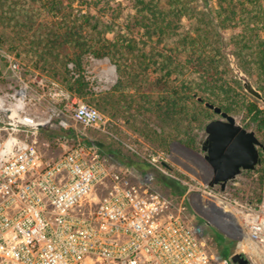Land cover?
Segmentation results:
<instances>
[{"label":"built area","instance_id":"built-area-1","mask_svg":"<svg viewBox=\"0 0 264 264\" xmlns=\"http://www.w3.org/2000/svg\"><path fill=\"white\" fill-rule=\"evenodd\" d=\"M33 87L39 101L62 106L32 113ZM69 101L58 83L37 75L0 90V264H232L209 249L211 223L197 217L190 200L236 237L234 253L264 264V199H231L193 175L177 179L185 191L175 199L152 187L149 173L114 170L94 143L42 138L53 119L60 130L71 121L106 130L96 108ZM141 158L175 178L163 157Z\"/></svg>","mask_w":264,"mask_h":264},{"label":"trees","instance_id":"trees-1","mask_svg":"<svg viewBox=\"0 0 264 264\" xmlns=\"http://www.w3.org/2000/svg\"><path fill=\"white\" fill-rule=\"evenodd\" d=\"M112 1L94 0L83 11L73 8L71 0H0V48L8 45L34 69L80 95L88 94L81 57L108 58L117 82L92 102L135 120L142 116V126L135 130L162 152H168L174 141L194 148V129L219 116L205 106L207 102L241 115V126L253 125L264 138V105L246 94L236 77H228L220 61L221 38L231 31V51L252 56L259 82L254 84L264 95V38L259 33L264 31V0H215L211 18L202 11L195 13L191 5L195 0H172L168 8L161 0H134L135 14L125 29L108 36L112 27L101 12ZM183 17L197 19L192 31H181ZM241 68L250 77L247 61ZM261 151L260 167L246 172H258L263 183ZM163 181L179 195L185 191L172 179Z\"/></svg>","mask_w":264,"mask_h":264},{"label":"rangeland","instance_id":"rangeland-1","mask_svg":"<svg viewBox=\"0 0 264 264\" xmlns=\"http://www.w3.org/2000/svg\"><path fill=\"white\" fill-rule=\"evenodd\" d=\"M93 2L94 0H71L73 8H81L83 11H85L90 6H93ZM133 3L134 0H113L110 6L107 7L105 11L101 12L102 19L107 21L112 27L113 32L107 34L108 36H112L114 32H122L125 29L129 17L135 14ZM171 3L172 0H161V5L166 8H168ZM191 5L195 6L196 14L202 11L205 14L208 13L209 18L214 16V12L217 9L215 0H206V3L202 0H195L191 2ZM197 22L198 21L196 18L183 17L181 31H192L196 27ZM230 32L231 31H229L226 36L221 38V45H223L221 46V49L225 46L233 54L230 49V45L232 44L229 38ZM259 33L261 37L264 38V31L262 30ZM233 55L235 56L240 67L241 64L243 65L244 61H247L248 66L251 69L249 78L253 83L255 81L259 83L257 80V72L251 63L252 56L247 53ZM81 58L82 71L80 73L83 76V80L86 85V91L88 92L86 95H80L79 93L72 92L68 90L65 85L34 69L27 59H25L22 55L17 57L15 52L10 51L8 49V45L5 44L0 48V90L10 91L13 87H19L21 82H30L34 75L58 83L60 87L70 96V101L68 103L72 101L82 102L96 108L107 121L106 130L102 131L101 129L84 128L72 121L69 122V129L67 131L60 130L56 124L57 119H53L51 127L42 135V138L48 139L50 141L62 138L69 145L75 144L78 141L87 144L90 142L94 143L100 147L101 153L108 157L109 164L112 165L114 170H131L137 176L149 173L152 187L159 189L169 197L176 199L179 194L175 193L173 189L166 185L163 180L165 178H169L180 184L179 180L177 179H188V175L191 174L186 172L180 166L176 165L172 160L176 159L194 166L193 163H191V161L186 158V154L181 149H176L177 146L172 145L177 141H174L171 144L168 152H162L155 143H152L150 140L141 136L135 130V127L142 126L140 121L142 116L135 120L131 117H128V115L125 113L119 114L112 108L104 110L103 107L96 106L92 100L94 97L102 95L105 91H109L114 87L117 82V72L115 66L106 57L96 58L92 54H85ZM220 61L221 68L225 69V72L227 71L228 77H235L229 66L228 58L223 53V51H221ZM13 65H16L15 69L12 68ZM68 68L72 71V73H74L73 63H69ZM76 75L78 76V74H75V77H77ZM40 93L41 91L39 89L33 87V103L30 104V111L32 113L47 115L51 108L62 106V103H55L48 99L39 101ZM233 116L235 117L236 122L241 125L242 116ZM218 118H220V116H217L215 119ZM151 125L154 126L158 132L161 131V129L158 126H155L153 123ZM247 130L254 131L253 125H251ZM193 135L195 143L194 148L192 149L203 154L201 145L206 139L205 126L194 129ZM256 136L263 143L264 138L258 136L257 134ZM125 144L134 145L140 156L130 151L125 146ZM40 150L47 155H55L57 153L54 150H47L42 147H40ZM261 153L264 157V150H262ZM141 155L143 157H163L172 167L168 173L173 175L175 178L165 175L162 172L150 167L146 161H143ZM110 156L113 157L114 160L111 159ZM194 167L197 169L196 166ZM257 167H260V165ZM225 189V193L229 198H236L241 202H260L262 199H264V181L263 183L260 182L258 172L242 171L233 181H229L226 184ZM219 234L220 235L218 239L216 236H214V232L210 231L208 235V245L216 259L222 260L224 258H229L231 254L235 252L237 242L235 239L225 237L221 233ZM224 254H228V256L225 257Z\"/></svg>","mask_w":264,"mask_h":264},{"label":"water","instance_id":"water-1","mask_svg":"<svg viewBox=\"0 0 264 264\" xmlns=\"http://www.w3.org/2000/svg\"><path fill=\"white\" fill-rule=\"evenodd\" d=\"M222 51L227 56L229 66L240 81L243 91L264 105L263 93L241 69L235 56L225 46ZM205 106L212 109L220 118L211 120L205 125L206 139L201 147L203 154L178 142L172 144L178 146L197 169L176 159L172 161L189 174L211 186L219 185L221 190H224L226 184L233 181L242 171H252L260 165V150H264V145L254 131H249L239 125L233 115L208 102L205 103ZM164 165L168 169H172L168 163H164ZM190 204L203 219L210 221L211 226L219 233L225 237L236 239L216 221L200 212L192 200H190ZM230 258L232 264H251L239 253L231 254Z\"/></svg>","mask_w":264,"mask_h":264},{"label":"flooded vegetation","instance_id":"flooded-vegetation-1","mask_svg":"<svg viewBox=\"0 0 264 264\" xmlns=\"http://www.w3.org/2000/svg\"><path fill=\"white\" fill-rule=\"evenodd\" d=\"M176 149H179V147L177 146ZM177 151V150H176ZM197 217L202 220V217L198 214ZM213 231L214 232V236H216L217 238L219 237V232L214 229L211 225L207 227V229H205V233L209 235V232Z\"/></svg>","mask_w":264,"mask_h":264}]
</instances>
